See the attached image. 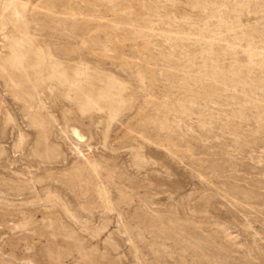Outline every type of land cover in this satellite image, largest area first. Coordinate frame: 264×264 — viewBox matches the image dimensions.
<instances>
[{
	"label": "rangeland",
	"instance_id": "374dc122",
	"mask_svg": "<svg viewBox=\"0 0 264 264\" xmlns=\"http://www.w3.org/2000/svg\"><path fill=\"white\" fill-rule=\"evenodd\" d=\"M0 264H264V0H0Z\"/></svg>",
	"mask_w": 264,
	"mask_h": 264
},
{
	"label": "bare ground",
	"instance_id": "6f19581e",
	"mask_svg": "<svg viewBox=\"0 0 264 264\" xmlns=\"http://www.w3.org/2000/svg\"><path fill=\"white\" fill-rule=\"evenodd\" d=\"M73 134H74V136L77 138V139H81L82 137H81V135H80V133L77 131V130H73Z\"/></svg>",
	"mask_w": 264,
	"mask_h": 264
}]
</instances>
